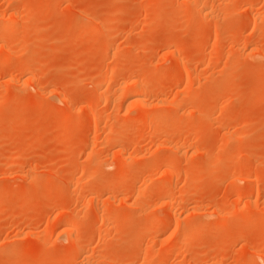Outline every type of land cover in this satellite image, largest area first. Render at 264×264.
Returning a JSON list of instances; mask_svg holds the SVG:
<instances>
[{
	"label": "rangeland",
	"instance_id": "obj_1",
	"mask_svg": "<svg viewBox=\"0 0 264 264\" xmlns=\"http://www.w3.org/2000/svg\"><path fill=\"white\" fill-rule=\"evenodd\" d=\"M0 264H264V0H0Z\"/></svg>",
	"mask_w": 264,
	"mask_h": 264
},
{
	"label": "bare ground",
	"instance_id": "obj_2",
	"mask_svg": "<svg viewBox=\"0 0 264 264\" xmlns=\"http://www.w3.org/2000/svg\"><path fill=\"white\" fill-rule=\"evenodd\" d=\"M254 16H255V15H254ZM170 74H171V73H170ZM147 84H148V83H147ZM132 87H133V86H132ZM132 87H131V88H132ZM135 87L137 88V85H135ZM135 87H133L134 89L132 88V90H131L130 93L128 94V95L130 96V98H132V100H133V99H137V98H139V97H136L138 92H137V89H135ZM138 87H139V86H138ZM146 87H147V85H146ZM146 87H145V89L148 88V87H147V88H146ZM125 88L127 89V87H125ZM128 88H129V87H128ZM123 89H124V88H123ZM129 89H130V88H129ZM129 89H128V90H129ZM142 89H143V88H142ZM148 89H149V88H148ZM138 90L140 91L141 89H138ZM141 92L143 93V91H141ZM141 92H139V93H141ZM146 92H147V91L145 90L143 96H145V95H146V96L143 97V99H144V98H145V99L147 98V94H146ZM152 92H153V91H152ZM148 93H149V92H148ZM140 95H141V94H140ZM132 100H131V101H132ZM133 101H134V100H133ZM133 101H132V102H133ZM132 102H131V103H132ZM143 119H144V118H143ZM144 120H145V119H144ZM141 121H142V120H141ZM145 121H146V120H145ZM142 123H143V121H142ZM119 153H120V152H119ZM119 156H120V155H119ZM121 156L123 157V155H121ZM123 158H125V157H123ZM125 159H126V158H125ZM123 162H124V160H123ZM125 162H126V160H125ZM170 171H171V170H170ZM101 217H103V216H101ZM101 217H100V218H101ZM102 219H103V218H102ZM159 222H160V221H159ZM69 232H70V231H69ZM69 234H70V233H69ZM70 236H71V234H70Z\"/></svg>",
	"mask_w": 264,
	"mask_h": 264
}]
</instances>
